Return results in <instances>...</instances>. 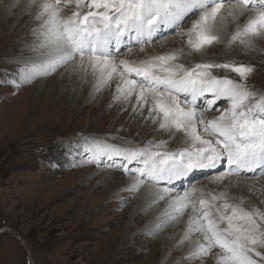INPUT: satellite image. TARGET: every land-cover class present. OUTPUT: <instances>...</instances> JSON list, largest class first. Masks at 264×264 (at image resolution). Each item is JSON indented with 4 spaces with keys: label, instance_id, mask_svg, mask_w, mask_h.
<instances>
[{
    "label": "snow or ice",
    "instance_id": "obj_1",
    "mask_svg": "<svg viewBox=\"0 0 264 264\" xmlns=\"http://www.w3.org/2000/svg\"><path fill=\"white\" fill-rule=\"evenodd\" d=\"M11 7L31 14L37 26L32 55L23 64H0V86L16 91L68 65L74 72L91 69L96 91L115 78L113 103L127 106L134 96L133 114L147 108L146 120L170 135L183 133L185 142L168 151L161 150L164 141L136 147L108 143L107 135L102 140L80 134L87 162L131 175L129 193L145 184L158 186L152 203L168 202L158 228L190 208L184 240L197 233L199 238L188 259L217 249L216 264H264V213L231 203L226 193L205 197L192 187L200 176H212L215 183L264 176V93L247 84L254 68L235 60L185 66L178 62L183 49L139 61L117 59L122 51L131 54L137 45L143 51L173 31L186 36L192 53L203 54L222 42L229 18L249 11L253 14L243 27L223 42L226 49L237 42L252 48L256 39H264V0H24ZM196 13L191 27L178 31ZM221 102L228 107L206 119Z\"/></svg>",
    "mask_w": 264,
    "mask_h": 264
},
{
    "label": "rangeland",
    "instance_id": "obj_2",
    "mask_svg": "<svg viewBox=\"0 0 264 264\" xmlns=\"http://www.w3.org/2000/svg\"><path fill=\"white\" fill-rule=\"evenodd\" d=\"M23 2L24 0H0V15L4 13L7 14L8 17H11V21L8 22V26L3 31L4 35L1 34L0 46H2L3 44L11 43L13 41L12 39L6 38V36L12 30V34H14V36H17L13 37L14 41L16 40L20 42V44L18 43V45H21L18 46L17 49L15 46L16 50L14 51V53H9V55L7 56L0 52V64H23L26 57L30 56L27 54L25 55L24 50L29 49V45L34 42V39L24 42L23 44L21 43V41L23 39L22 35L29 34L33 30V28L28 29L33 19H31L30 17L31 14L22 12L21 8L11 7V5H14L16 3L23 4ZM64 14H68L67 9L65 10ZM198 15L199 13H196L186 18L178 31H182V29L186 31L188 28H190L192 22L198 18ZM226 24L227 23H225L224 25ZM228 24L231 25V30L235 29L238 26H241L240 20H236L235 22H233V20L230 19ZM224 30L227 31V28H224ZM21 32H23L22 35ZM168 37L172 38V42L170 44L172 49H182L186 44V36L181 37L177 35L176 31H173L170 34H166L162 39H156L153 43L149 44H154L164 39L166 40ZM149 44L146 45V48ZM138 46L139 45L135 47ZM166 46L168 47L169 45ZM217 47H219V44L211 47V50H213L212 53L203 54L213 55V52H218V49H216ZM168 50H170V47L168 48ZM247 50L248 52H246V54H243L241 52L239 54V52H236L235 55H237V57L232 56L231 52H227L226 56H220V58L217 59V62H223L225 60H235L237 63L242 62L245 64H250L254 68V72L249 77L247 84L252 91L264 93V39H256L254 41L253 47L248 48ZM123 52L126 51H122V53ZM193 54L194 57H200L203 55L199 53H196V55L195 53ZM199 62L203 61H195L194 63ZM63 68L64 67H61L57 71L42 77L47 78L51 74H56L59 71L63 70ZM219 75L222 76L223 72H220ZM231 75L236 78V74L233 73ZM85 76L86 75H84V79L86 80V82L90 81L89 79L91 76ZM37 81L38 78L33 79L30 83L23 85L19 88V90L16 91H14L10 87L0 86V104H8L12 100L10 107L15 108V111L12 113V115L11 112L10 114H8L9 117L11 116L10 121L7 123L8 127H6L2 123L3 117H0V130H9L14 133V131L17 129V115L21 110L25 108L27 103L21 102L27 100L29 93L28 88L31 84L35 82L34 84L37 83L36 86H38L39 84L41 86V83L38 84ZM116 82L117 81L114 78L113 81H111L110 87L108 88L110 97L115 92ZM46 88H48V86ZM8 89L14 91V94L12 93V95H9L10 90ZM68 89H71V85ZM71 90H73V88ZM73 92H71V94ZM6 96H9V98L5 99ZM100 98L101 97L99 96V99ZM227 107V104L221 102L219 111L208 113H220V111H223ZM74 108L75 107L70 108L68 106V108L64 110L65 116L60 125L61 132L59 133L61 135L57 134V136L53 138H69L62 140H66V143L63 142L51 146L50 142L53 139H49L48 133H44L42 130L34 132L35 135L27 136L26 134L23 139L27 140L33 136V138L35 137V141L30 142L28 140L26 143L22 142L16 146L7 147L6 144H1V141L3 142V140L0 136V264H90L88 257L91 254L92 250L94 251L93 248L97 246L96 244L102 238L112 233L113 229H115V227L118 225V220L120 219V216L123 212H126V219L121 224V226L124 227L123 229L127 228L128 217L131 213L129 209L132 208V200L134 196L137 195L138 191L132 193V195L125 201L126 204H124L123 206H120V200L122 199V197H120L119 200L116 201L114 200V198H112L111 193H121L126 188V182L128 180H132L133 177L131 175L125 174L122 170L117 171L111 168L89 164L87 162L86 153L84 151V148L82 147V145L84 144V140L78 138L80 135L78 133H84L85 130L82 129V127H87V125L90 123L89 120L91 118L90 116H92V112H90L89 108L83 110ZM103 116L105 115L103 114ZM67 117L69 119L66 122ZM145 117H147V113H145V116L142 118V123H144V121H147ZM115 119L116 118H108L109 121L105 120L103 122L104 128L106 130H109L107 133H110L111 135L116 130H120L124 131V133L126 134H129L130 131L128 130V127H125L123 125V123L127 121L128 117H123L120 120L121 122H116V125H114ZM149 121L151 122V120ZM94 124L97 125L96 122ZM76 125L77 127H75ZM115 126L116 128H114ZM87 131L88 134L99 136L102 140L106 136L102 133H91L93 132L91 130ZM158 131L159 130H156V128H153L152 131H150L149 136L146 137V134L140 133L139 129H137L133 130L130 135L134 138L136 137V141L143 139L144 142L153 141L154 136H156L157 141H164V145H166L167 138L164 139L163 134ZM107 142L115 143V141H110L109 138ZM144 145L146 144L144 143L140 146ZM163 148H166L168 151L170 149L169 147ZM69 153L71 154L69 155ZM101 168L105 169V171L101 170ZM100 171H102V173H100ZM107 171H114L117 174V178L120 180H124L125 184H117L113 187L112 190L107 192V194L102 199H97L94 205H92L93 211L96 212L94 223L96 226L95 229L99 230L97 237H92L91 232L82 231L76 239L71 240L70 242L62 239L61 236L63 232V226L66 221L61 220L58 217L63 213V209L70 206L76 208L77 211H81V209L77 208L76 206H79L84 201L85 197L89 198L90 202L91 196L97 194V192H93V189L98 188L97 184H99L100 181L103 184L107 183V179L104 176ZM85 172L91 173V179L89 178L82 180L80 174H84ZM95 172H99V175L102 176L95 177L93 175ZM79 177L80 180H82L80 183L81 186L79 188L69 191L70 187H68L64 191L57 193L60 196L63 193V198H59L57 201L52 202V204H48L49 202H47L44 205V203L48 201L55 192L63 189L64 187H66V185H73ZM241 177L246 178L249 176ZM100 190L101 188L97 189V191ZM263 192L264 189L261 193ZM35 201H39V204L36 203V208L37 206L42 205H44V207L39 210L32 208V205ZM107 201H110L111 204L103 210H100L101 205ZM163 202L164 201H160L158 203L152 204L157 207L158 205L163 204ZM87 204L89 203H84V206H87ZM55 206L56 208L54 209ZM72 210L73 209H71V211ZM186 216L187 218L189 217L188 210L181 216V218ZM109 223H112L113 226L107 227L105 231L100 234L101 228H105V226ZM130 224L135 225V222L133 220H130L128 225ZM177 224V220L168 223L169 227L171 226L170 230L172 232L169 230H165V233H163V228L156 229L157 236H160L162 234H164V236H168L172 235L173 232L177 233L178 228L180 230V226ZM157 225L158 224H156V227ZM146 226L147 219L143 223V225H137L136 229L146 230ZM18 236H20V239L25 243L24 247L21 244L22 241L21 243L18 241ZM170 237L171 236H169V241ZM165 245L166 243L159 244L160 254L157 256L158 261L160 258H162L161 252H164L163 249L168 247V244L167 246ZM25 246L28 248V251L24 249ZM65 247L69 251V254L64 253ZM184 247L185 245L182 248ZM148 251L149 250L147 248H144V254L142 255V257H144L146 253H148ZM112 255H114V259L111 260L110 264H131V260H125V258L122 256L123 254L119 252H113ZM142 257L133 260L132 264H137V262H139ZM193 262H196L198 264H216L215 260H213L210 255H207L206 257L201 259H197V261L184 259L179 263L174 262L172 264H192Z\"/></svg>",
    "mask_w": 264,
    "mask_h": 264
},
{
    "label": "bare ground",
    "instance_id": "obj_3",
    "mask_svg": "<svg viewBox=\"0 0 264 264\" xmlns=\"http://www.w3.org/2000/svg\"><path fill=\"white\" fill-rule=\"evenodd\" d=\"M252 14H253L252 11L248 12L243 16L237 17V19L233 20V22H235L236 20L237 21L240 20L241 23L240 27H243L249 16H251ZM30 17L31 19H33L32 15ZM10 18L11 17H8L7 14L4 13L0 15V39H1V34L4 35L3 31L8 26V22L11 21ZM230 19L231 18H229L225 22L227 23L226 24L227 26L224 25V28L225 29L227 28V31L223 30V32L221 33L222 42L219 43V47L216 48L218 49L217 50L218 52H213L214 53L213 55L203 54L200 57H194L193 56L194 54L190 51L187 44H185V46L182 48L183 54L180 56L178 62L185 64V66H192L195 64L194 63L195 61H203V62H208L212 60L218 61L217 59L220 58V56L222 55L226 56L227 52H231L232 56L234 57H237V55H235L236 52H239V54L240 52L246 54V52H248L247 50L248 48H245V46L240 45L238 42L233 46H231L230 48L226 49V45L223 41L230 39L231 34H233L239 27L238 26L235 29L231 30V25L228 24ZM36 26H37L36 22L32 20L28 29H32V28L34 29ZM12 31H10V33L6 36V38L12 39L13 41L11 43L3 44L2 46H0V52H2L5 56L9 55V53L10 54L14 53L17 47L21 46L18 45V43L20 44V42L16 40L14 41L13 37H17V36H14V34H12ZM182 31L184 30L182 29ZM22 34L23 32H21V35ZM22 37H23L21 41L22 44L31 39L32 40L35 39L33 35V30L29 34L22 35ZM171 39H172L171 37H168L166 40L164 39L154 44H149L147 48L146 46L144 47L143 51L140 50V46L134 47L131 54H128L127 52H123L119 57H117V59L125 58L130 61H139V60L147 59L151 56H157V55H162V54L181 50L178 48L172 49V47L170 46L172 42ZM166 45L169 46L167 47ZM169 47L170 50H168ZM212 51L213 50H211V47H209L207 51L204 53H212ZM24 54L32 55L31 49L29 48L27 50H24ZM234 57H230V58H234ZM71 69H72V65L65 66L63 70L60 69L61 71H59L56 74H51L47 78L38 77L37 82L38 84L41 83V86L40 84L36 86L37 83L34 84L35 82L29 86L28 98L27 100L21 102V103L27 102L26 106L17 115V121H16L17 129L15 128L16 130L14 131V133H12V131L9 130H0V136L4 142L3 143L1 141V144H6L8 147V146H16L22 142L26 143L28 140L30 142L35 141L34 140L35 137L33 138V136L27 140H23V139L26 134L27 136L35 135L34 132H37L39 130H42L44 133H48L49 136L48 138L53 139L55 136H57V134L61 132L60 125L65 116L64 110L68 108V106L70 108L75 107L74 109L79 108L81 110L89 108L90 112H92V116H90L91 118L89 120L90 123L87 125V127L84 126L82 127V129L85 130L83 134H88L87 130L89 131L91 130L93 131L91 133H95V134L102 133L107 135L109 140L115 141V143H125V142L129 144L134 143V146H140L141 144L144 143L148 144L153 141L160 142L159 140L158 141L156 140L157 139L156 136H154L153 141L144 142L143 139H141L139 140L140 141L139 142L135 140L136 137L134 138L133 136L130 135V133L133 130L139 129L140 133H144L146 134V137H148L150 131H152L153 128L159 130L158 123L153 125L152 121L150 122L149 120L144 121V123L141 122L142 118L145 116V113H147L148 115L147 108L144 109L142 115L133 114L131 105L135 103L134 96L132 97L131 102L127 104V106L123 101H118L113 103L112 101L115 92L112 94L111 97L108 93V88L110 87L111 82L109 85L103 87L100 91H96L94 87L95 78L92 75L91 69H88L86 72L75 71V74L74 71H72ZM84 75H86L87 77L90 75L92 78L90 77L89 79L90 81L86 82V80L84 79ZM70 85H71V89L73 88V90L68 89ZM47 86L48 88H46ZM71 92L73 93L71 94ZM12 93L14 94V91L10 90L9 95H12ZM99 96L101 97L100 99ZM8 98L9 96L5 97V99ZM11 101L8 104L7 103L0 104V117H3L2 123L6 127H8L7 123L11 119V116L9 117L8 114H10L11 112L12 115V113L15 111V108L10 107ZM103 114L105 116H103ZM219 114L220 113L212 114L206 112L205 118L212 119L214 116H217ZM126 116L128 117V119L125 122L123 121L124 122L123 125L125 127H128L130 133L126 134L124 133V131L116 130L113 134L109 135L110 133H107L109 130H106L104 128L103 122L105 120H108V118L109 119L116 118L114 121L115 122L114 125H116V122L117 123L121 122L120 120ZM68 119L69 118L67 117L66 122L68 121ZM95 122L97 123V125L94 124ZM75 127H77V125ZM114 128H116V126ZM160 132L163 134L164 139L167 138L166 145H163V147H169L170 148L169 151H173L179 147H183L185 142V137L183 133H176L173 136L166 131L163 132L160 131ZM63 142L66 143V140L62 141V139L56 137L50 142V145L54 146L57 145L58 143H63ZM163 147L162 149H164ZM101 170L105 171V169L102 168ZM100 173H102V171H100ZM93 175L95 177L102 176L99 175V172H95ZM104 176L107 179V183L103 184L100 181L99 184H97L98 186L96 185L98 188H101V190L97 191L98 188L93 189L94 190L93 192H97V194L91 196L90 202H89V198L85 197L84 201L79 206L78 205L76 206L77 208L81 209V211H77L76 208L70 206L65 207L63 209V213L58 217L59 219L66 221L63 226V232L61 236L62 239H65L67 242H70L71 240L76 239L82 231L91 232L92 237H97L99 230L95 229L96 226L94 223H95L96 212L93 211L92 205H94L97 199L100 198L102 199L107 194V192L112 190L113 187L116 186L117 184H122V185L125 184L124 180H120L117 178V174L114 171L112 172L107 171V173ZM80 177L82 178V180L89 178L91 179V173L85 172L84 174H80ZM80 177L73 185H66V187H64L63 189L55 192L51 196V198L44 203V205L47 202H49L48 204H52V202L57 201L59 198H63L64 197L63 193L61 196L57 193L64 191L68 187H70L69 191L79 188L81 186L80 183L82 181L80 180ZM131 181L132 180H128L126 182V186L129 185ZM213 181L214 178L212 176H200L198 179L194 180L192 187L202 190L205 197H207L208 193H216V194H219L221 192L226 193L231 203L240 204L247 210L255 209L258 212L264 213V192L261 193L264 189V176H259L256 177L255 179H253L252 177L250 178V176L246 178H243L241 176L240 177L232 176L224 180L223 182L215 183ZM177 186H179V183ZM156 191H157V187H153L150 184H145L143 187L140 188L137 195H135L132 200L133 201L132 208L129 209L131 213L128 217L127 228L123 229L124 227L121 226V224L126 219L125 216L126 212H123L122 215L120 216V219L118 220V225L115 227V229H113L112 233L102 238L96 244L97 246L93 248L94 251L92 250L91 254L88 257L90 264H110L111 260L114 259V255H112L113 252H119L123 254L122 256L125 258V260H131V264H132L133 260L142 257V255L144 254L143 253L144 248H147L149 251L148 253H146L144 257H142L139 260V262H137V264H163V262L164 264H172L174 262L179 263L184 259L185 260L188 259V255L190 251L194 248V245L196 244L199 238V234L198 233L193 234L188 240H184V234L186 231L187 221L189 217L187 218L186 216L181 218L180 216L177 220L178 223L177 225L180 226V230L178 228L177 233L173 232L172 235H168V236H164V234L157 236L156 229H158V226L161 224V220L165 219L163 214L167 207L168 202L167 200H165L163 204H160L157 207H155V205L152 204V200L155 196ZM111 194H112V198H114V200L116 201L119 200L120 197H122V199L120 200L121 202L120 206L126 204L125 201L132 195V193L126 191V188L121 193L115 192ZM195 195L196 197H200L201 192L198 191L197 193H195ZM86 202H88L89 204H87V206H84V203ZM36 203L39 204V201H35L32 205V208L39 210L42 207H44V205H42V206H37L36 208ZM110 204H111L110 201L103 203L101 205L100 210H103L104 208L108 207ZM55 208L56 206L54 207V209ZM71 209L73 210L71 211ZM188 212L190 216L191 215L190 208L188 209ZM146 219H147L146 230H139V229L137 230L136 226L140 224L143 225ZM130 220H133L135 222V225H131V224L128 225ZM156 224H158L157 227ZM112 226L113 224L109 223L108 225L105 226V228L103 229L101 228L100 234H102L107 227H112ZM120 226L122 227V229ZM160 228L161 229L163 228L162 231L163 233H165V230L171 231L170 230L171 226L169 227L168 223L163 224V226L159 227V229ZM169 236H171L170 241H169ZM21 241L20 243L24 247L25 243L23 242V240ZM160 243H166L165 246H167L168 244V247L163 249L164 252L163 251L161 252L162 258H160L158 261L157 256L160 254V247H159ZM184 245L185 247L182 248ZM64 251H65L64 253L69 254V251L66 249V247ZM217 253L218 250L214 249V251L209 253L208 255H210V257L216 262ZM192 264H198V263L193 262Z\"/></svg>",
    "mask_w": 264,
    "mask_h": 264
},
{
    "label": "water",
    "instance_id": "obj_4",
    "mask_svg": "<svg viewBox=\"0 0 264 264\" xmlns=\"http://www.w3.org/2000/svg\"><path fill=\"white\" fill-rule=\"evenodd\" d=\"M18 241L20 242L21 241V239H20V236H18ZM26 251H28V248L25 246V248H24ZM30 263V262H29Z\"/></svg>",
    "mask_w": 264,
    "mask_h": 264
}]
</instances>
